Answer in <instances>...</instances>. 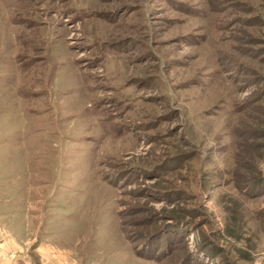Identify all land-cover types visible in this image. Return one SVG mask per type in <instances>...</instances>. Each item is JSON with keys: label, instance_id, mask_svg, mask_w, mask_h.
Returning <instances> with one entry per match:
<instances>
[{"label": "rangeland", "instance_id": "obj_1", "mask_svg": "<svg viewBox=\"0 0 264 264\" xmlns=\"http://www.w3.org/2000/svg\"><path fill=\"white\" fill-rule=\"evenodd\" d=\"M4 241L264 264V0H0Z\"/></svg>", "mask_w": 264, "mask_h": 264}, {"label": "crops", "instance_id": "obj_2", "mask_svg": "<svg viewBox=\"0 0 264 264\" xmlns=\"http://www.w3.org/2000/svg\"><path fill=\"white\" fill-rule=\"evenodd\" d=\"M9 238L12 239L13 237L9 236ZM12 249L13 247H11L9 241L0 242V264H30L28 261H23V255L19 253L15 254V251L17 250ZM50 256L52 257V264H59L55 262V254H51ZM39 258L42 261L43 255L40 254V257L38 255V259Z\"/></svg>", "mask_w": 264, "mask_h": 264}]
</instances>
